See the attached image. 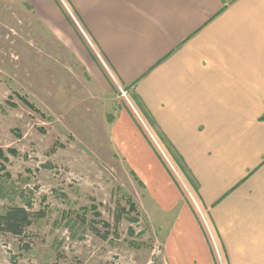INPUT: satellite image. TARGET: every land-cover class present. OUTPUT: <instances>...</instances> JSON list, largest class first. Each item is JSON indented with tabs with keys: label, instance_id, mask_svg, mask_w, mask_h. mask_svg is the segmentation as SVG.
I'll list each match as a JSON object with an SVG mask.
<instances>
[{
	"label": "crops",
	"instance_id": "crops-1",
	"mask_svg": "<svg viewBox=\"0 0 264 264\" xmlns=\"http://www.w3.org/2000/svg\"><path fill=\"white\" fill-rule=\"evenodd\" d=\"M26 1L72 42L77 21L140 110L143 122L120 110L111 140L143 185L166 264H264V0H63L72 15Z\"/></svg>",
	"mask_w": 264,
	"mask_h": 264
},
{
	"label": "rangeland",
	"instance_id": "rangeland-1",
	"mask_svg": "<svg viewBox=\"0 0 264 264\" xmlns=\"http://www.w3.org/2000/svg\"><path fill=\"white\" fill-rule=\"evenodd\" d=\"M68 24L76 42L26 0H0V213L46 212L23 237L0 233V264H166L143 185L111 140L126 100ZM118 206V235L93 233L113 232Z\"/></svg>",
	"mask_w": 264,
	"mask_h": 264
},
{
	"label": "trees",
	"instance_id": "trees-1",
	"mask_svg": "<svg viewBox=\"0 0 264 264\" xmlns=\"http://www.w3.org/2000/svg\"><path fill=\"white\" fill-rule=\"evenodd\" d=\"M123 213H125L124 209L122 210L121 206H118L113 232L109 231V228H111L110 224H107V232H102L93 224H90L91 230L103 239H108L111 234L117 236L119 226L123 219ZM45 216L46 212L43 210H32L18 205L9 206L0 213V233L11 234L15 237H23L34 222L43 219Z\"/></svg>",
	"mask_w": 264,
	"mask_h": 264
},
{
	"label": "built area",
	"instance_id": "built-area-1",
	"mask_svg": "<svg viewBox=\"0 0 264 264\" xmlns=\"http://www.w3.org/2000/svg\"><path fill=\"white\" fill-rule=\"evenodd\" d=\"M60 1L64 4V6H65L67 12L70 13V14L72 15L71 10H70L69 7L65 4V2H64L63 0H60ZM76 22H77V21H76ZM77 24H78V22H77ZM78 25H79V24H78ZM79 27H80V25H79ZM80 29L82 30V32H83L85 38L87 39V41L91 44L89 38L85 35L84 30H83L81 27H80ZM91 45H92V44H91ZM98 57H99V56H98ZM99 59H100V58H99ZM100 60H101V59H100ZM101 62H102V64H103V67L106 69V72L108 73V75H109L111 81L115 84V86H116V87L118 88V90L120 91L121 95L125 98L127 105H128L132 110H134L135 113H136V114L138 115V117L140 118V120H142V116H141L140 110H139L138 107L136 106V104H135L133 98L131 99V97H130L131 95L129 94L128 90H127L122 84H120V83L118 82V80H117L116 77L112 74V72L110 71L109 67L105 64V62L102 61V60H101ZM142 122H143V120H142ZM147 129H148V128H147ZM148 133H149L150 137L152 138V140L154 141L155 145L158 147V149H159L160 152L162 153V155H163V156L165 157V159L168 161V163H169L170 167L172 168V170L174 171V173H175V174H178V173L176 172L175 168L173 167V165L169 162V160H168V158H167V156H166V153H165L164 149L161 147V145H160V143H159L158 138H157V137L155 136V134H153L149 129H148ZM187 191H188V193H189V195H190L192 201L195 203V205H196V207H197V209H198V211H199V214H200V216H201V218H202V220H203V222H204V226L206 227V230H207V232H208V234H209V237H210V240H211V242H212V245H213V247L215 248V250H216V252H217V255H218L219 259L221 260L222 256H221V253H220V251H219V249H218V245H217V243H216L215 236H214V234H213V232H212V230H211V227H210L209 222H208V220H207V218H206V215H205V214L202 212V210L198 207V205H197V203H196L194 197H193L192 194L189 192L188 188H187Z\"/></svg>",
	"mask_w": 264,
	"mask_h": 264
}]
</instances>
